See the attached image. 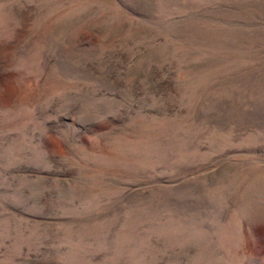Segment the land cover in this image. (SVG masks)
<instances>
[{
	"label": "rangeland",
	"instance_id": "1",
	"mask_svg": "<svg viewBox=\"0 0 264 264\" xmlns=\"http://www.w3.org/2000/svg\"><path fill=\"white\" fill-rule=\"evenodd\" d=\"M0 264H264V0H0Z\"/></svg>",
	"mask_w": 264,
	"mask_h": 264
}]
</instances>
